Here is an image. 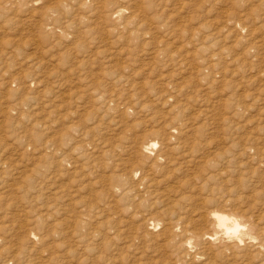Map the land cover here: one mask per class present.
I'll return each instance as SVG.
<instances>
[{"label":"rangeland","instance_id":"obj_1","mask_svg":"<svg viewBox=\"0 0 264 264\" xmlns=\"http://www.w3.org/2000/svg\"><path fill=\"white\" fill-rule=\"evenodd\" d=\"M0 264H264V0H0Z\"/></svg>","mask_w":264,"mask_h":264},{"label":"bare ground","instance_id":"obj_2","mask_svg":"<svg viewBox=\"0 0 264 264\" xmlns=\"http://www.w3.org/2000/svg\"><path fill=\"white\" fill-rule=\"evenodd\" d=\"M157 145L156 142H150L147 146H145V149H150L152 147H155ZM212 217L214 218V220H216V222L218 223V225L220 227H224L225 231H224V235L225 237H223V239L226 240V238L229 241H238V240H242V236L244 235L243 232V225L241 223H239L237 220L230 218L228 215L226 214H222V213H214L212 215ZM214 234H207V238L209 239H214ZM251 238H255L253 236H251ZM227 240V241H228Z\"/></svg>","mask_w":264,"mask_h":264}]
</instances>
